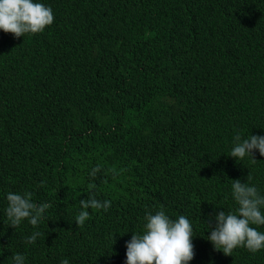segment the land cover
Wrapping results in <instances>:
<instances>
[{"label":"trees","instance_id":"1","mask_svg":"<svg viewBox=\"0 0 264 264\" xmlns=\"http://www.w3.org/2000/svg\"><path fill=\"white\" fill-rule=\"evenodd\" d=\"M38 2L54 15L43 32L0 30V264H126L161 209L192 224L188 264H264V248L207 239L238 207L232 180L264 195L259 151L229 156L237 135L264 136V0ZM9 192L52 207L13 228ZM90 193L111 206L78 227Z\"/></svg>","mask_w":264,"mask_h":264},{"label":"clouds","instance_id":"2","mask_svg":"<svg viewBox=\"0 0 264 264\" xmlns=\"http://www.w3.org/2000/svg\"><path fill=\"white\" fill-rule=\"evenodd\" d=\"M53 20L52 9L38 0H0V30L12 33L14 38L43 32ZM253 150H258L260 156L264 157V136L250 135L242 140L237 135L229 156L243 159L247 155L255 160ZM99 171L100 167L97 166L90 175L95 177ZM232 181V197L238 207L235 212L219 211L214 217V227L207 223L211 232L207 239L215 250H222L225 255H231L234 249L241 246L255 253L264 248V232L252 227L264 226V195L255 186H250V175L246 182L242 183L239 179ZM6 199V213L13 228L25 219L33 226L38 225L46 210L52 207L47 202H33L31 192H9ZM80 204L82 210L75 219L78 227L88 219L87 209L107 211L111 201L98 200L94 193H90ZM145 220L143 234L133 233L131 240L126 242V264H188L193 259V227L186 216L172 220L161 209L154 215L147 213ZM41 235L39 231L34 232L27 237L26 243H35ZM25 259L20 253L13 256L14 264H24ZM61 264H69L68 259H63Z\"/></svg>","mask_w":264,"mask_h":264}]
</instances>
